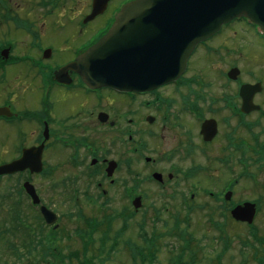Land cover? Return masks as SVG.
<instances>
[{
	"label": "flooded vegetation",
	"instance_id": "af4514ba",
	"mask_svg": "<svg viewBox=\"0 0 264 264\" xmlns=\"http://www.w3.org/2000/svg\"><path fill=\"white\" fill-rule=\"evenodd\" d=\"M127 1L131 0H109L105 12L111 6L110 13H113V11H116L118 7ZM110 16L113 17L111 14L108 18ZM237 22L235 21L234 23L236 24ZM77 32L81 33L79 29ZM223 32L224 29L217 37L223 34ZM34 35V39H41V36L37 33ZM27 36L28 34H26ZM29 36L32 37V34H29ZM217 37H212L209 40L212 41ZM257 39L264 47V41H262L264 38L257 37ZM93 40L95 41V39H90L79 43L74 48L72 57L62 62L52 61L51 56L47 60L42 59L41 53L47 47H44L40 53L33 55L26 54L24 56L26 60L25 66L30 74L28 81H32L35 85L39 86V94L37 97L33 94L31 101H27V99L22 101L23 103L20 107L11 98L12 89L9 88L3 91L4 89L1 90L0 88V97H2L0 108L8 109L9 112L7 111V113L11 114L10 117L7 115L0 116V141L2 142L1 144H4V139L9 138L11 150L13 151L7 160L0 161V165L18 159L23 150L34 149V155L39 159L42 168L39 173H32L29 169H26L11 175H0V207H4V202L6 201L8 207L15 214L14 217L11 216L10 218L14 227L8 229L10 233L4 235L10 238L8 239L10 241L5 246L16 249L14 244H20L30 252L33 247H39L40 245L41 248H44L43 253L47 257L46 261L48 264L56 263V261L59 262L63 259V253L67 254L66 257L71 255L74 259H79L80 254L83 255L84 251H89L91 245L88 243L93 244L92 236L99 231L101 232L100 238L103 239L106 236L111 245L115 244L117 247L120 243L124 253L130 251L129 246H135L139 262L142 260L144 245L147 242L150 243L149 240L154 238L156 240V251L157 242L161 238L160 227L164 228L166 233L173 234L175 228L182 224L175 222L176 218L174 214L176 208H173L172 202H162V199L173 201L177 190L182 185L184 186L183 191H181L183 201H187V198H183V196L185 197L188 194L189 198L193 199L195 192L199 188L192 181L197 176V172H205L206 175L213 168L212 172L217 173L220 170L216 167L223 169V166H226L227 171L229 168L236 171L234 165L238 168L241 160L245 161L248 168L258 164L259 166H264V133L262 131H259V133L256 130H251L264 121V108L256 102L264 91V77H255L252 81L242 80L243 72L241 67L233 65L226 71L227 79L224 76V79L221 80V84L225 83L227 87L228 83L232 82L236 85L234 89H231L230 94L223 92L219 97L225 102L223 107L227 113L226 119H232L231 116L236 117L239 128L243 127V130L246 131V135L244 136V132L238 131V123L234 119H232L234 122L227 120V125H224L226 127L225 131L222 130L223 128L216 117L209 116L204 119L208 106L211 107L208 108L210 112L214 111L212 106L214 97L210 98L212 101L209 105L208 99L205 98L206 95L203 94L204 91L201 88L193 91H200V97L194 99L192 92L191 96L181 98L182 100L174 103L175 101L172 100L171 96L162 93L165 88L172 85H166L149 93H119L110 89L90 90L81 82L76 74L70 71L67 72V76L71 79L69 84L57 82L54 79V72L72 61L76 55L93 43ZM209 40L202 45L207 46L210 42ZM15 65L11 61L6 64L0 63V83L9 75V69ZM231 70L233 71L232 78H230ZM190 78H184L181 81L184 80L185 83L187 82V85L191 83L197 84V82L202 81L199 78L190 81ZM181 81L179 80L173 85L178 86ZM245 84L253 85L251 88L253 92L250 98L251 104L245 107L248 111H243V97L240 95V88ZM58 93L66 96L60 99ZM74 93H77V95ZM78 93L82 95L83 102H87L86 98L90 99V105L81 106L75 112L72 108L76 106V102L79 103L82 99ZM110 95L115 97L122 96L129 100L146 96L142 104L143 107H147L145 108L147 114L140 118L139 121L145 124L144 129L154 136L155 144H159L164 136L166 137L165 133H168L171 128V119L180 120L177 124L181 125V127L183 126V119L196 122V129L192 132L189 130L186 132L187 135L182 134L180 142L183 143L184 148L183 150L179 149V151L184 152V154L196 152L204 159L203 162L190 163L189 167H185L184 172L178 175L171 173V171L168 174H164V172L157 169L161 160L157 162L156 159L151 157H144V165H142L144 169L146 166L152 168L155 164V168H152L148 174L144 175L141 173L142 170H138L141 169V165H138L137 168H132L131 158L120 160L112 158L110 155H95L96 143L94 140L91 142V137H94L97 129L93 125L101 126V128L110 131L114 130V132L120 135L117 138H112L111 142L121 141L123 134H128L127 141L134 142V134L131 133L128 126V123L133 121L132 119H124L125 123H122V117H119L120 119H112L113 116H118L116 114L111 116L109 111L97 109V105H104V103L107 104V107L109 106L110 102L107 98ZM146 98L150 99L146 100ZM179 102L181 108L179 107ZM187 102H193L196 105L198 111L201 113L200 118L195 117L188 110L186 107ZM176 104L178 112L173 113L172 108ZM148 107H153L152 109H156L157 113H151ZM81 112L87 117L86 120L89 127L84 126V130L74 135V129L79 128L81 124V122L75 123L74 119L76 116H80L78 113ZM63 113L65 115L60 117L59 114ZM181 114L186 116L180 118ZM255 114H259V120L248 122L247 117ZM206 122H213L215 125L216 131L212 137L210 136L213 133L210 135L208 133L206 135L202 134V127ZM137 132L144 131L143 129H139L135 133ZM220 136L223 141L218 143L214 150L215 152L221 151V153L209 159L208 154L213 155L212 152L209 153L213 148V142H218L217 138ZM186 138L187 140H185ZM26 141L28 142L26 143ZM146 144L145 142H141L142 146ZM49 147L53 148L58 156V164H56L55 168L61 173L58 176V180L54 181V185L49 190L50 197L55 200L54 203H48L47 193L44 194L46 191H43L42 187L36 186L34 183L35 179L40 178L43 186L45 178L48 179L49 170L47 171V168L49 158L47 157ZM137 151L138 148H135V152ZM232 151L238 153L237 159L231 158L230 153ZM88 158L90 160L87 164ZM180 159L186 165L188 164V155H182ZM110 161L115 162V169L108 176L106 170ZM195 161H197V158ZM66 164L71 168L79 169L73 172ZM170 166L172 167L171 170L175 169L177 172L180 169L178 163L170 164ZM129 169L131 170L129 171ZM121 172L124 173L119 174ZM250 172L252 173L251 169ZM153 173H158L159 175L153 176ZM202 177L200 180H202ZM229 181L228 185H232L231 188H233L237 180L232 181L230 177ZM25 183H29L33 187L39 200L38 204L32 200L30 194L25 190ZM217 183V185H214L215 188L211 189L207 186L209 189L207 187H202L201 189L204 196L216 202L217 210L214 209L215 212H219L218 210L221 209V205L218 206V204L223 203L222 197L224 193V186L221 184V180L219 179ZM43 188L46 189V186H43ZM254 203L256 204L257 214V211H260L261 208L256 201ZM52 205L55 206L56 210ZM40 206L46 207L56 215L57 219L55 223L51 225L45 223L40 214ZM162 213L173 214L171 222L167 219H162L163 221L159 222ZM1 216L0 213V220ZM258 218L259 215H255L254 223L251 224L254 226L253 228L259 227L256 221ZM6 220V218L5 220H1L0 235L4 234V230L6 229L4 221ZM213 225L218 228L215 224ZM223 230L224 228L221 231ZM75 236L78 237V241L74 238ZM251 237L252 241L248 245V256L246 259L241 258V261H243V264L246 262L248 264H264V234L257 235L251 233ZM69 242H76L74 243L75 246H71L74 248L72 250L64 249V246H67ZM79 243L82 244L80 251L78 249ZM184 245L185 257L191 255V242L184 240ZM220 246V251L218 250L217 255L214 257L217 259V262L223 264V254H227V250L225 248L226 245L223 243ZM236 250L237 252L234 256H227L228 260L232 257V264L238 263L239 244H237ZM179 253L180 251H178V257ZM210 253L212 251L208 254ZM7 255L9 253L4 256ZM131 258L137 260L134 258V254ZM209 259L213 261V257H209ZM97 261L102 262L101 260H96V256H93V254L89 255V262Z\"/></svg>",
	"mask_w": 264,
	"mask_h": 264
},
{
	"label": "rangeland",
	"instance_id": "374dc122",
	"mask_svg": "<svg viewBox=\"0 0 264 264\" xmlns=\"http://www.w3.org/2000/svg\"><path fill=\"white\" fill-rule=\"evenodd\" d=\"M1 4H4V7L9 8V10L2 9V11L0 12V20L4 16H10V14L19 16V18L15 17L12 23L7 22L5 19L1 21L5 25L0 27V41L3 40L1 43L5 42L6 40L11 42L13 48L10 54L14 58H17L26 54L33 55L35 53H40L41 48H43L40 47L41 41L44 46H51V59L52 61L55 60L58 62H62L65 59L71 58L74 48L79 43L90 40L99 30L103 29L105 24H107L108 22L109 12L111 9V6H109L107 12L88 23L87 26L81 29V33H79L77 32L78 29H75L77 25L76 21H79L89 13L90 0H57V3L54 7L45 5L42 8L38 4V0H3ZM27 16L34 23V32L41 36V39H38L37 44H34L35 40H32L29 35L26 37L27 31L25 30H28L30 28V24H25V20L23 18ZM69 19H71L72 21H69ZM50 26H53V28ZM15 27L25 30L16 29ZM226 28L227 29H224L223 34H221L219 37L215 38L212 41L209 40L210 42L207 46H198L193 53L194 56L190 58L189 65L187 66L186 73L183 77H192L190 78V81L194 80L195 78L202 79V81L197 82V84L191 83L188 85L187 82H182L178 86L174 85L171 87H167L162 92L163 94L171 96L172 100L175 101L174 103H176L182 100L181 98L191 96V93L198 88L203 89V94L206 95L205 98L208 99L209 105L212 101L210 100V98L214 97L212 106L213 110L215 111V113L214 111L210 112L208 110L210 106L206 104L208 107L205 111L204 119L209 116L216 117L220 122L223 131H225V126L228 123L227 120L231 122H234L235 120L238 123L237 118L231 116L230 114L229 116H231V118L234 120L226 119L225 116H227V113L223 107L225 102L221 99V97H219L223 92L225 94H230L231 89H234V86L236 87L233 82L228 83V87L225 86V83L221 84V80L224 79V76L226 78V71L229 70L231 66L237 65L241 67V70L243 72L242 80L252 81L255 79V77H264V47L257 41L258 39L254 32L255 29L253 27H249V25L245 21H238L236 24L234 23L228 25V27L226 26ZM6 30H11L12 32ZM15 64L16 65L13 68L9 69V75L6 76L4 78V81L0 83V88L1 90L4 89L3 91L8 90L9 88L12 89L13 92H11V98L20 107V105L23 103L22 101H25L26 99L27 101H31L33 94H35L37 97V95L39 94V86L35 85V83L32 81H28V77L30 76V74L28 73V70L25 66L26 61H20ZM75 95H77V93ZM78 95L80 98H82V95L80 93H78ZM63 96L66 95L58 93V97H60V99H62ZM145 97L146 96L129 100L125 99L122 96L115 97L110 95V97L107 98V100L110 102L108 107L105 103L104 105H97V109H104L109 111L111 113V116H113L114 114L118 116H113L112 119H120L119 117H122V123H125L124 119H132L133 121L129 122L128 126L129 130H131V133L134 134V142L127 141L128 134H123V136H121L122 140L119 142H111L110 140L112 138H117L120 135L117 134V132H114V130L110 131L108 129L101 128V126L93 125V127L97 129L94 137H91V142H93L94 140L96 143L95 155H110L112 156V158H118L120 160L131 158L132 168H137L138 165H141V169L138 170H142L141 173L144 175L148 174V172L152 168H155L154 164L152 168H148L146 166L144 169V167L142 166L144 165V157H151L153 159H156L157 162L161 160V163L158 164L157 169H159L161 172H164V174H168V172L171 171V173L178 175L183 173L185 167L188 168L190 163H195L198 161L203 162L204 159H202V157L196 152L191 154H184V152L182 153L181 151H179V149L183 150L184 148L183 143L180 142L182 134L187 135L186 132H188L189 130L192 132L194 129H196V122H192L191 120L187 121L186 119H181L183 121V126L181 127V125L179 126L177 124L180 120L171 119V128L169 129L168 133H165L166 137L164 136L160 143H157L158 145L154 143V136L150 134V132L146 131V129H144L145 124H142L139 121L140 118L147 114L145 111V108L147 107H143L142 104V101L145 99ZM193 97L194 99L200 97V91L193 92ZM149 99L150 98H146V100ZM1 100L2 97H0V104L2 103ZM86 100L87 102H83L82 98L79 103L76 102V106L72 108L73 111L76 112L77 108L85 106L86 104L90 105V99L86 98ZM256 102L257 104L261 105L262 108H264V91L260 95L258 100H256ZM179 107L181 108L180 102ZM186 107L195 117H201V113L198 111L196 105H194L193 102H187ZM152 108L153 107L149 109L151 113H157L156 109ZM172 111L173 113L178 112L177 104L174 108H172ZM59 115L61 117L65 114L63 113ZM78 115L80 116H76L74 122L77 124L81 122V124L80 126L78 125L79 128L74 129V135H77L82 130H84V126L89 127L87 125V117L82 112L78 113ZM258 115L259 114H255L251 117H247V121H258ZM182 116L186 115L181 114L180 118H182ZM237 126L238 131L244 132L243 135L245 136L246 131L243 130V127L240 126L242 128H239V123ZM139 129H143L144 132L135 133ZM251 130H256L257 132L262 131L264 133V121H262L259 126L253 127ZM2 137L4 138L3 135ZM187 138L185 140H187ZM217 139L218 142H213V148L209 151V153H213V155L208 154L209 159H211L212 156L214 157L215 155H220L221 153V151L215 152L214 150L216 145L223 141L221 136ZM4 140V144H1L2 142L0 141V161L7 160L11 156L10 154H12L13 152L11 150L10 139L8 138ZM27 142L28 141H26V143ZM141 142H145L147 144L145 146H142ZM135 148H138L137 152H135ZM182 155H188L187 165L181 161L180 157ZM230 155L232 159L238 158V153H235L233 151L232 153H230ZM47 158H49L47 168V171L49 170V175L48 179L45 178L43 182V186H46V189L43 188L40 178L35 179L34 183L36 184V186L42 187L43 191H46L44 192V194L47 193L46 197L48 203H54L55 200L54 198L50 197L51 195L49 194V190L54 185V181L58 180V176L61 173H59L58 169L55 168L56 164H58V156L51 147H49ZM196 158L197 161H195ZM89 160L90 158H88L87 164L89 163ZM174 163H178L180 166L178 172L175 169L171 170L172 167L170 166V164ZM239 164L240 166L238 168L234 165V168H236L237 172H241L242 167L247 166V164L243 160H241ZM66 166L73 172L79 169L71 168L67 164ZM223 167V169H219V167H216L218 168V170H220L217 173L212 172L213 168L211 169L212 171H208L206 175L205 172L196 173L197 176L194 177L192 181L196 186H199V188L198 191L195 192V196L193 199H190L188 194L185 195V197L183 196V198H187V201H183L181 195V191H183L184 189L183 185L179 188V190H177V193L173 199L174 202L170 199H162V202H172V205H174L173 208H176V212L174 214L176 218L175 221L176 223L182 224L175 228L173 234L166 233L164 228L160 227L159 231L161 234V238L157 242L156 251V240L154 238L152 240H149L152 245L147 246L146 244H143L144 246L149 248V251H153V253L149 252V254L141 261L138 262L139 257L137 256L136 250L133 249L127 251V254L124 253L122 251L123 249H121L122 247L120 246V243L117 245V247L115 246V244L111 245V243L106 239V236L103 239L100 238L101 232L99 231L92 236L93 244L89 248L88 252H85L84 255L80 254L79 259H74L71 255H69V257H66L67 254L63 253V259H61L58 264H81L83 259L88 260L90 254L96 256V260L102 261L108 259L107 261H102L104 264H173V262L171 261L173 258H175L173 257V253L180 250L181 241L185 239L191 242L192 249L191 255H188L185 258H181L182 261H187V264H216L214 260L210 261L209 257H213L214 254L220 249V245H222V237H227L229 241L227 254H223L222 263L229 264L227 256H234L237 252V244H239L240 251L237 258L238 263L236 264H243L241 258L246 259L248 256V245L252 241L251 233L257 235H262V233L264 234V166H259V164L253 165L249 167L252 170V173L250 175L241 176L238 178L236 176V173L232 175L229 170L227 171L226 166ZM130 170L131 169H129V171ZM123 173L124 172H121L119 174ZM230 176L231 179H237V182L234 183V187L230 189L232 191V202L236 204L238 202L242 203L244 201H256L259 204L261 210L258 214L259 218L256 220L259 224V227L250 228L249 230L244 224L235 225L236 222L228 220L222 215L213 212L217 207L216 202L213 201V199L208 198L207 196H204V194H202V187L208 186L211 189L215 188L214 185L218 184L217 181L219 179L221 180V184H223V186L225 187L230 183V181L228 182ZM233 176H235V178H233ZM201 177L202 180H200ZM7 204L8 203L5 201L4 207H0V213L2 215L1 220H5V218L7 219L6 221H4L6 225L4 234L0 235V264H48L46 261L47 257H45L43 253L44 248H41L40 245L39 247H33L30 252H28V250L20 244H14L16 249L5 246V244H8V242L10 241L8 240L10 238L4 235L10 233L8 229H12L14 227L11 223L12 221L10 220V218L11 216H15L14 212L8 207ZM53 208L55 209V206H53ZM172 217L173 214L169 215V213H162L159 222L163 221L162 219H167L170 220L169 222H171ZM147 222L149 223V221ZM215 222L223 224L224 230L221 231L216 228L213 225ZM74 238L76 239V241H78L77 236H75ZM74 243L76 242H69L67 246H64V249L67 248L68 250H72L74 247L71 246H75ZM195 244L200 245V248L194 249ZM132 247L135 246H130V248ZM78 249L79 251L81 250V243L78 244ZM212 250L213 252L208 254ZM194 251L196 254L194 253ZM200 251L204 253L201 255ZM8 253L9 255L4 256ZM132 254H134V258L137 260H133L131 258ZM230 258L232 259V257ZM245 264H248V262H246Z\"/></svg>",
	"mask_w": 264,
	"mask_h": 264
},
{
	"label": "water",
	"instance_id": "95a60500",
	"mask_svg": "<svg viewBox=\"0 0 264 264\" xmlns=\"http://www.w3.org/2000/svg\"><path fill=\"white\" fill-rule=\"evenodd\" d=\"M105 4L106 0H94L85 21L102 13ZM237 17L247 18L264 30V0H135L125 5L107 33L62 68L57 78L69 69L78 73L92 89L153 90L175 81L185 70L195 46ZM230 74L233 77V71ZM251 88L240 89L243 111H248L245 107L251 104ZM206 133H213L210 137L214 135L213 122L204 123L202 134ZM25 168L32 172L41 170L34 149L24 150L16 161L0 166V175ZM114 168L115 163L110 162L107 175L110 176ZM229 198L230 193H227L225 199ZM41 212L48 224L55 221V215L46 208L42 207ZM254 213L251 203L231 210L233 219L247 223L252 222Z\"/></svg>",
	"mask_w": 264,
	"mask_h": 264
},
{
	"label": "trees",
	"instance_id": "16d2710c",
	"mask_svg": "<svg viewBox=\"0 0 264 264\" xmlns=\"http://www.w3.org/2000/svg\"><path fill=\"white\" fill-rule=\"evenodd\" d=\"M224 216H225V214H224ZM144 256L146 257V254H144ZM175 260L178 262H173V264H182V260L180 258L177 257V258H175Z\"/></svg>",
	"mask_w": 264,
	"mask_h": 264
}]
</instances>
